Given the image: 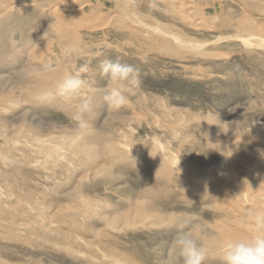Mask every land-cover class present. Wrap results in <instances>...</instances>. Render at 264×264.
<instances>
[{
	"label": "rangeland",
	"instance_id": "obj_1",
	"mask_svg": "<svg viewBox=\"0 0 264 264\" xmlns=\"http://www.w3.org/2000/svg\"><path fill=\"white\" fill-rule=\"evenodd\" d=\"M105 58L139 70L119 109ZM257 214L264 0H0V264H161L179 230L220 264Z\"/></svg>",
	"mask_w": 264,
	"mask_h": 264
},
{
	"label": "clouds",
	"instance_id": "obj_2",
	"mask_svg": "<svg viewBox=\"0 0 264 264\" xmlns=\"http://www.w3.org/2000/svg\"><path fill=\"white\" fill-rule=\"evenodd\" d=\"M88 71L87 65H81L67 72L57 83L56 94L66 98L78 96L87 85L82 74ZM99 71L108 80L103 90V99L114 109L125 105L127 103L126 92L140 85L139 70L118 60L105 58L99 64ZM90 108L91 104L88 101L81 105L80 114L77 116L81 128L89 126L84 113ZM253 220L256 225V234L247 238L225 241L218 252L220 264H264V215L257 214ZM170 247L172 252L164 257L161 264H179V262L204 264L207 256L206 249L192 231H177Z\"/></svg>",
	"mask_w": 264,
	"mask_h": 264
},
{
	"label": "bare ground",
	"instance_id": "obj_3",
	"mask_svg": "<svg viewBox=\"0 0 264 264\" xmlns=\"http://www.w3.org/2000/svg\"><path fill=\"white\" fill-rule=\"evenodd\" d=\"M59 1H60V0H59ZM40 2H41V1H40ZM180 2H181V1H180ZM69 4H70V3H69ZM21 5H22V4H21ZM8 6H9V5H8ZM6 7H7V6H6ZM54 7H55V6H54ZM118 7H119V6H117V8H118ZM52 9H53V8H52ZM61 9H62V8H61ZM119 9H120V7H119ZM50 10H51V9H50ZM70 13H71V12H70ZM121 13H122V12H121ZM117 14H118V13H117ZM126 18H127V17H126ZM128 25H130V24H128ZM84 27H85V26H84ZM78 28H79V27H78ZM82 28H83V27H82ZM62 29H63V28H62ZM157 31H158V29H157ZM253 37H254V36H253ZM176 38H177V37H176ZM255 39H256V38H255ZM177 40H179V39L177 38ZM177 40H176L175 42H177ZM179 41H182V40H179ZM182 42H183V41H182ZM179 43H181V42H179ZM183 43L186 44V45L189 44V43H187V42H185V41H184ZM179 45H180V44H179ZM191 47H193V46H191ZM185 48H186V47H185ZM19 49H20V48H19ZM21 49H22V48H21ZM21 49H20V50H21ZM186 49H188V48H186ZM191 49H193V48H191ZM21 52H22V51H21ZM29 55H30V54H29ZM30 57H31V56H30ZM30 57H29V58H30ZM30 61H31V59H30ZM19 62H20V61H19ZM24 64H25V63H24ZM2 76H3V75H2ZM87 101H88V100H87ZM5 110H6V109H5ZM54 156H55V155H54ZM39 159H40V158H39ZM104 170H106V169L104 168L103 171H104ZM261 179H262V178H261ZM72 217H73V216H72ZM67 219H68V218H67ZM247 232H248V231H247ZM112 253H113V252H112ZM114 253H115V252H114ZM114 255H115V254H114ZM105 256H106V255H105ZM103 257H104V256H103ZM111 257H112V256H111ZM107 258H108V257H107ZM125 260H126V259H125ZM125 260H124V262H125ZM111 261H112V260H111Z\"/></svg>",
	"mask_w": 264,
	"mask_h": 264
}]
</instances>
